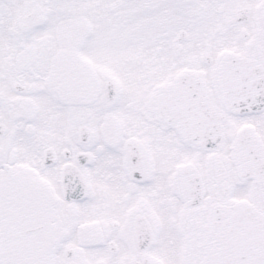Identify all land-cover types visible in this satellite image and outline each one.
<instances>
[{
	"label": "snow or ice",
	"instance_id": "obj_1",
	"mask_svg": "<svg viewBox=\"0 0 264 264\" xmlns=\"http://www.w3.org/2000/svg\"><path fill=\"white\" fill-rule=\"evenodd\" d=\"M0 264H264V0H0Z\"/></svg>",
	"mask_w": 264,
	"mask_h": 264
}]
</instances>
